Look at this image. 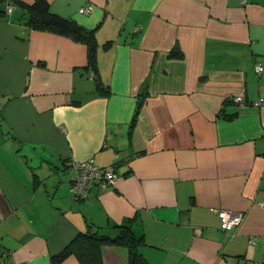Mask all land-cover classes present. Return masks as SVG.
I'll return each instance as SVG.
<instances>
[{
	"label": "crops",
	"instance_id": "obj_1",
	"mask_svg": "<svg viewBox=\"0 0 264 264\" xmlns=\"http://www.w3.org/2000/svg\"><path fill=\"white\" fill-rule=\"evenodd\" d=\"M11 1L0 0L6 264H80L51 257L88 222L109 237L129 225L143 264H264V0H48L94 32L96 78L85 43L29 27ZM88 158L116 183L74 199L70 163ZM215 209L244 213L234 235ZM101 264H129L127 248L105 243Z\"/></svg>",
	"mask_w": 264,
	"mask_h": 264
},
{
	"label": "trees",
	"instance_id": "obj_2",
	"mask_svg": "<svg viewBox=\"0 0 264 264\" xmlns=\"http://www.w3.org/2000/svg\"><path fill=\"white\" fill-rule=\"evenodd\" d=\"M8 4L23 9L21 17L29 27L62 34L69 36L76 41L85 43L88 53L87 68L91 70L95 77L97 69L96 40L92 30L84 28L73 19L53 13L50 10L48 0H32L31 3L12 0L11 3ZM0 17H5V11H0ZM108 44L109 42L106 43V45ZM169 55L172 57H181L182 53L179 49H172ZM97 88L104 94L108 93V89L101 87L99 81H97ZM228 100L231 101L230 98H228ZM140 105L141 101H138V106L134 111L129 126L130 131L134 126ZM117 227V235L109 237L101 232V227L88 222L84 231H79V233H77L59 253L53 255L51 258L54 262H57L67 255L73 254L76 256L80 264H101L102 245L105 243H111L124 244L127 246L129 251V264H143L141 261V255L138 252V246L142 243L140 242V238L138 239L133 235L129 225L120 224Z\"/></svg>",
	"mask_w": 264,
	"mask_h": 264
},
{
	"label": "built area",
	"instance_id": "obj_3",
	"mask_svg": "<svg viewBox=\"0 0 264 264\" xmlns=\"http://www.w3.org/2000/svg\"><path fill=\"white\" fill-rule=\"evenodd\" d=\"M240 3H246V0H239ZM13 9L12 4L7 5V12H11ZM91 10V6L85 5L79 8V12L88 13ZM138 27L135 28L137 30ZM262 65L256 63L255 71L260 73L262 71ZM231 101L236 103H243V97L241 95H235L229 97ZM264 103V99L254 101V104L260 105ZM72 170V176L69 184V189L74 199H88L92 193L93 186H97L99 189H106L112 187L116 183L117 174L114 168L102 167L94 163L92 158L84 160H72L70 163ZM264 207V202L259 203ZM218 216L219 227L224 234L229 237L234 235L236 229L241 224L244 213L241 211L227 210V209H215ZM9 252L4 249H0V264H6V259Z\"/></svg>",
	"mask_w": 264,
	"mask_h": 264
},
{
	"label": "rangeland",
	"instance_id": "obj_4",
	"mask_svg": "<svg viewBox=\"0 0 264 264\" xmlns=\"http://www.w3.org/2000/svg\"><path fill=\"white\" fill-rule=\"evenodd\" d=\"M69 192H70V194L72 195V193H71L70 189H69ZM120 245H122V246H125V247L127 248V246H126V245H124V244H120ZM127 251H128V248H127ZM128 256H129V251H128Z\"/></svg>",
	"mask_w": 264,
	"mask_h": 264
}]
</instances>
